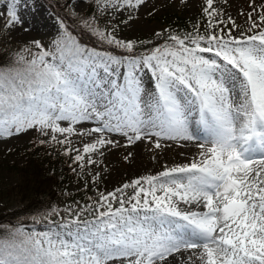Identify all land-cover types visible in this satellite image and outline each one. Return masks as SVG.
Here are the masks:
<instances>
[{"label":"snow or ice","instance_id":"6c2138e0","mask_svg":"<svg viewBox=\"0 0 264 264\" xmlns=\"http://www.w3.org/2000/svg\"><path fill=\"white\" fill-rule=\"evenodd\" d=\"M93 2L123 9L145 0ZM19 5L7 0L5 28L25 25ZM213 5L203 8L207 35L198 26L169 34L142 54L85 19L100 40L130 53L123 57L81 44L57 17L49 46L34 40L37 51L25 47L0 65V138L36 129L67 145L66 155L75 151L81 168L97 164L102 149L141 140L155 149L162 140L199 141L200 149L189 163L101 193L94 206L67 207V218L52 209L46 230L0 225V264H264V5L250 4L239 36ZM83 123L95 126L78 129ZM74 135L95 138L81 151L70 146Z\"/></svg>","mask_w":264,"mask_h":264},{"label":"rangeland","instance_id":"374dc122","mask_svg":"<svg viewBox=\"0 0 264 264\" xmlns=\"http://www.w3.org/2000/svg\"><path fill=\"white\" fill-rule=\"evenodd\" d=\"M57 1L66 2L67 11L73 16L82 18V22L85 23V19L94 21L101 30H106L117 39L135 42L134 50L146 52L156 45H163L168 42L167 37L169 34L183 37L186 34L193 33L197 26L200 35L208 34V18L203 12L206 0H145L138 7L124 6L123 9L113 8L110 5L105 7V5L94 3L93 0ZM253 3L259 9L261 5H264V0H227V3L224 0H214L213 7L223 13L225 20L231 17L236 21V24L240 27L234 29L232 35L239 36L242 31L250 26L248 13L252 12L250 4ZM6 4L7 0H0V13H6ZM18 7V14L25 21L23 26L5 28L7 17L6 15H0V56L16 54L25 47L32 48V51L35 52L37 50L32 45V41L40 40L45 46H49L51 40L57 34L55 23L57 16L42 0H20ZM33 8L36 10L33 11ZM252 19H257L255 13H253ZM29 24L31 27H28ZM221 27H224V25H221ZM227 28H232V25L229 23ZM144 83L149 89L153 87L147 73L144 75ZM61 124L67 126L66 122H61ZM94 126L91 123H83L77 125V128L90 129ZM49 137L41 135L36 129H30L18 135L0 138V212H8L21 205L20 195H17L15 191H9L21 179V174L15 169L14 164L24 165L26 161L24 152L36 138L47 139ZM60 138L63 139V137ZM94 138L95 136L80 137L74 135L71 137L72 143L70 146L73 149L79 148L82 151L83 146L92 142ZM112 139L120 141L121 144L127 143L126 139L121 136H112ZM152 139L155 140L154 137ZM188 142L162 140V147L155 149L154 144L141 140L127 147L117 146L102 149L104 154L95 157L98 161L97 164H86L84 168H81L76 163L74 170L77 175L66 180L63 186L72 193H78V196L75 199H67L56 209L60 211V216L67 218L64 209L69 206L74 210L85 205L94 206V202L100 198L101 193L108 194L137 178L158 174L160 171L157 169L160 167L156 162H163L164 166L167 165L168 161L176 162L179 158L177 154L182 149H189L193 155L195 154L194 157H197L200 149L195 145H189ZM64 146L67 147V145ZM55 149L53 148V150ZM129 153H131L130 156ZM140 155L149 157L150 164L145 165V167L144 165L139 166L138 158ZM125 157L128 158L125 159ZM152 164L154 165L150 167ZM60 176L62 177V175ZM86 188L89 189V192L84 191ZM125 192L127 193L126 199L127 196L133 195L132 188L125 190ZM182 205H180L181 209L188 210L187 206ZM115 206H118V204ZM193 206L192 210L193 208L196 210V206ZM49 212L32 215L29 224L23 223L20 219L18 220L20 224L17 227H25L27 230H46L47 220L45 217ZM85 217L91 218L89 214L85 213V216H82L81 219ZM49 218L56 221L60 219L58 216ZM176 255L186 256L188 254L177 253ZM170 259L172 258L170 257ZM178 264H185V262L180 260ZM196 264H199V261Z\"/></svg>","mask_w":264,"mask_h":264},{"label":"trees","instance_id":"16d2710c","mask_svg":"<svg viewBox=\"0 0 264 264\" xmlns=\"http://www.w3.org/2000/svg\"><path fill=\"white\" fill-rule=\"evenodd\" d=\"M49 9L59 18H63L67 27L76 36L81 44L100 52H110L112 55L123 57L130 55L126 51L100 40L91 29L85 27L82 18L73 16L67 11L66 2L57 0H42ZM136 54H142V50H134ZM16 54L0 56V65L9 64ZM44 141V143H41ZM53 148H56L53 150ZM65 146L53 144L50 137L47 139H35L24 152V165L14 164L21 174L17 185L9 189L20 195L21 205L8 212H0V225L5 228L9 225L16 226L17 220L23 219L25 224L31 223L29 217L34 214L47 213L56 209L67 199H75L78 193L66 190L63 183L77 174L74 167L75 152L70 155L64 153ZM62 175V177L60 176ZM85 192H89L86 188Z\"/></svg>","mask_w":264,"mask_h":264},{"label":"bare ground","instance_id":"6f19581e","mask_svg":"<svg viewBox=\"0 0 264 264\" xmlns=\"http://www.w3.org/2000/svg\"><path fill=\"white\" fill-rule=\"evenodd\" d=\"M197 143H199L198 141H195V142H188V144L189 145H195L196 146V144ZM191 146V147H192ZM195 148V147H194ZM186 151V152H185ZM138 155V154H137ZM195 155V154H194ZM194 155L190 152V150L189 149H182L181 150V152L179 153V154H177V156L179 157L177 160H176V162H169L168 161V163H167V165L166 166H168V167H172V166H175V165H178V164H186V163H189V161H191L193 158H194ZM193 156V157H192ZM137 157V156H136ZM139 159V166H143L144 165V167H145V165H149L150 164V160H149V157H145V156H143V155H140V157L138 158ZM175 159V158H174ZM153 163V162H152ZM158 163V165H159V167L160 168H158L157 170H159V171H162L163 170V168H164V163L163 162H156V164ZM154 164H155V162H154ZM154 164H152L150 167H152ZM155 167V166H154ZM147 170V169H146ZM183 206V205H182ZM195 206V205H194ZM193 206V207H194ZM185 209V208H184ZM189 210V209H188ZM193 210H194V208H193ZM196 210H200V209H197L196 208ZM184 255V254H183ZM179 256V255H178Z\"/></svg>","mask_w":264,"mask_h":264}]
</instances>
